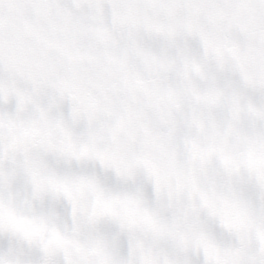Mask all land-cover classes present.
<instances>
[{"label": "snow or ice", "instance_id": "6c2138e0", "mask_svg": "<svg viewBox=\"0 0 264 264\" xmlns=\"http://www.w3.org/2000/svg\"><path fill=\"white\" fill-rule=\"evenodd\" d=\"M0 264H264V0H0Z\"/></svg>", "mask_w": 264, "mask_h": 264}]
</instances>
